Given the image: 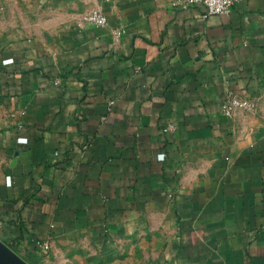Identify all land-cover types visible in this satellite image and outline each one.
Wrapping results in <instances>:
<instances>
[{"label": "crops", "instance_id": "0c3cea01", "mask_svg": "<svg viewBox=\"0 0 264 264\" xmlns=\"http://www.w3.org/2000/svg\"><path fill=\"white\" fill-rule=\"evenodd\" d=\"M50 7L1 48L0 240L40 264L37 242L160 221L159 264H264V0L207 18L184 0ZM92 9L107 26L79 24ZM229 93L252 109L225 116Z\"/></svg>", "mask_w": 264, "mask_h": 264}, {"label": "rangeland", "instance_id": "374dc122", "mask_svg": "<svg viewBox=\"0 0 264 264\" xmlns=\"http://www.w3.org/2000/svg\"><path fill=\"white\" fill-rule=\"evenodd\" d=\"M53 0H0V58L2 46L16 38H33L50 22ZM0 59V78L2 74ZM170 230L160 221L139 226L116 239L103 238L49 251L40 264H159Z\"/></svg>", "mask_w": 264, "mask_h": 264}, {"label": "built area", "instance_id": "2783aa9c", "mask_svg": "<svg viewBox=\"0 0 264 264\" xmlns=\"http://www.w3.org/2000/svg\"><path fill=\"white\" fill-rule=\"evenodd\" d=\"M242 1L243 0H184V4L187 6L197 4L202 5L204 7L203 17L207 18L212 15L226 14L230 12L235 5ZM84 23L91 24L96 27H105L108 25V18L101 10L92 9L80 18L79 24L81 25ZM123 33H125V30L122 29L115 31L117 37H120ZM239 108L251 110L252 105L248 100L229 93L222 104L221 109L223 114L227 117H232L235 111ZM37 245L44 255L50 251V244L47 241L37 242Z\"/></svg>", "mask_w": 264, "mask_h": 264}, {"label": "water", "instance_id": "95a60500", "mask_svg": "<svg viewBox=\"0 0 264 264\" xmlns=\"http://www.w3.org/2000/svg\"><path fill=\"white\" fill-rule=\"evenodd\" d=\"M18 152L15 153L16 160ZM0 264H29L20 255H18L12 248L0 240Z\"/></svg>", "mask_w": 264, "mask_h": 264}]
</instances>
